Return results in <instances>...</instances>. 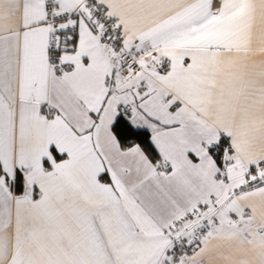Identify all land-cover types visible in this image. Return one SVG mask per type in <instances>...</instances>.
Listing matches in <instances>:
<instances>
[{
    "label": "snow or ice",
    "instance_id": "obj_1",
    "mask_svg": "<svg viewBox=\"0 0 264 264\" xmlns=\"http://www.w3.org/2000/svg\"><path fill=\"white\" fill-rule=\"evenodd\" d=\"M0 264H264V0H0Z\"/></svg>",
    "mask_w": 264,
    "mask_h": 264
}]
</instances>
